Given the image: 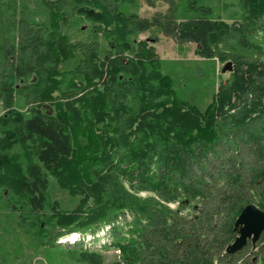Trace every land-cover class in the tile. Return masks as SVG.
Here are the masks:
<instances>
[{
	"label": "trees",
	"instance_id": "1",
	"mask_svg": "<svg viewBox=\"0 0 264 264\" xmlns=\"http://www.w3.org/2000/svg\"><path fill=\"white\" fill-rule=\"evenodd\" d=\"M136 1L0 0L1 207L32 242L92 264L111 247L115 264H264V230L231 250L243 209L264 211V0H240L233 22L205 0L151 17L120 7ZM76 15L104 56L65 31ZM158 32L233 61L205 109L163 71ZM49 176L76 207L52 198ZM102 227L100 245L62 240Z\"/></svg>",
	"mask_w": 264,
	"mask_h": 264
},
{
	"label": "rangeland",
	"instance_id": "2",
	"mask_svg": "<svg viewBox=\"0 0 264 264\" xmlns=\"http://www.w3.org/2000/svg\"><path fill=\"white\" fill-rule=\"evenodd\" d=\"M204 3L214 5L220 16L228 22L239 20L241 17L240 0H205ZM120 7L127 13L136 12L141 17H151L157 12H166L168 3L166 0H155V5L151 6L145 0H137L134 4H121ZM184 10L185 7H182V11ZM39 19L45 20V14L41 12ZM65 31L74 41L98 40L101 56H104L108 49L107 40L85 17L76 15L73 21L65 26ZM158 35L160 40L154 46L163 60V71L173 78L181 98L202 110L205 109L212 100L220 80L230 75V71L223 73L222 68L232 60L222 62L218 59H205L196 55L194 42L180 44L173 36L161 32H158ZM146 36L148 33H139L134 38L137 40ZM3 111L0 101V114ZM49 182L52 198L57 200L63 209L69 210L77 206L80 197L70 195L52 176H49ZM141 194L146 195L145 192ZM67 249L68 247L63 246L47 248L32 242L0 203V264H92L85 260L80 252L72 253ZM94 253L102 256L101 264H115L118 261L119 252L115 247L108 250L96 249Z\"/></svg>",
	"mask_w": 264,
	"mask_h": 264
},
{
	"label": "water",
	"instance_id": "3",
	"mask_svg": "<svg viewBox=\"0 0 264 264\" xmlns=\"http://www.w3.org/2000/svg\"><path fill=\"white\" fill-rule=\"evenodd\" d=\"M233 67V62L228 61L223 66L222 72L227 73L232 71ZM240 223H242L241 234L231 245L232 251L241 250L250 237L264 230V211L256 204L250 203L243 209L240 216Z\"/></svg>",
	"mask_w": 264,
	"mask_h": 264
},
{
	"label": "built area",
	"instance_id": "4",
	"mask_svg": "<svg viewBox=\"0 0 264 264\" xmlns=\"http://www.w3.org/2000/svg\"><path fill=\"white\" fill-rule=\"evenodd\" d=\"M108 228L102 227L97 230V232L93 234H80L78 232H73L71 234L65 235L62 237L63 242H67L69 244H75L77 242H82L84 245H92L93 240L98 241V245L105 243L108 240Z\"/></svg>",
	"mask_w": 264,
	"mask_h": 264
}]
</instances>
